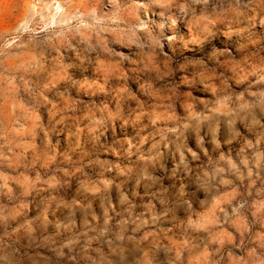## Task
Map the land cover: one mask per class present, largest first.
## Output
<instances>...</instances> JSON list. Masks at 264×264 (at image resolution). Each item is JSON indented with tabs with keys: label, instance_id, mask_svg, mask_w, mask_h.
<instances>
[{
	"label": "rangeland",
	"instance_id": "1",
	"mask_svg": "<svg viewBox=\"0 0 264 264\" xmlns=\"http://www.w3.org/2000/svg\"><path fill=\"white\" fill-rule=\"evenodd\" d=\"M0 264H264V0H0Z\"/></svg>",
	"mask_w": 264,
	"mask_h": 264
}]
</instances>
